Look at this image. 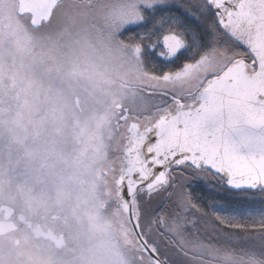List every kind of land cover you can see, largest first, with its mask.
Instances as JSON below:
<instances>
[{
    "label": "snow or ice",
    "instance_id": "obj_1",
    "mask_svg": "<svg viewBox=\"0 0 264 264\" xmlns=\"http://www.w3.org/2000/svg\"><path fill=\"white\" fill-rule=\"evenodd\" d=\"M17 7L9 42L59 85L21 90L98 135L82 230L0 223V264H264V0Z\"/></svg>",
    "mask_w": 264,
    "mask_h": 264
},
{
    "label": "flooded vegetation",
    "instance_id": "obj_2",
    "mask_svg": "<svg viewBox=\"0 0 264 264\" xmlns=\"http://www.w3.org/2000/svg\"><path fill=\"white\" fill-rule=\"evenodd\" d=\"M58 105L64 110L63 119L58 122L62 126L49 129L53 134L43 137L44 144L38 141L36 135L35 142L32 140L23 147L28 149V159L22 161V164L26 163L27 168L36 175L34 183L0 185V206L6 204L13 208L8 218L16 223L18 236L28 234L20 217H24L33 227L51 229L64 235L66 240L68 234L63 223L65 218L70 225L71 235L82 230L79 217L87 199V182L94 166V147L98 133L90 122L89 114L80 111V106L75 102L72 111L63 108L62 101ZM37 201L47 202L48 215L59 216L61 219L45 221L33 211ZM1 219H5L4 209H0ZM0 235L7 238L11 234Z\"/></svg>",
    "mask_w": 264,
    "mask_h": 264
},
{
    "label": "rangeland",
    "instance_id": "obj_3",
    "mask_svg": "<svg viewBox=\"0 0 264 264\" xmlns=\"http://www.w3.org/2000/svg\"><path fill=\"white\" fill-rule=\"evenodd\" d=\"M12 3L13 0H0V52L4 49L3 44L4 42H6V38L3 37H5L7 34L9 35L10 33H15L17 30V25L19 23V15L16 11L17 4L13 5ZM9 28L10 31H7ZM11 29L13 31H11ZM20 54L23 58L17 60L21 62L18 63V65L14 63L16 65L17 70V75L14 76H11L10 68L6 67L5 62H3L4 60H2L0 57V94L3 92V86H1V79H3L4 76H8L9 81H11V83L9 84V88L12 89L14 92V94L12 95V97L14 98L12 99L13 101H15L12 104L13 106L11 107L17 108L12 112V108L10 107V110L8 111V114H10L12 117L9 119H15V121L12 120V122H14L13 124H16V127L14 130H11V132L13 131V133H5L9 131V128L11 126H8L7 123H5L8 116V114H6V108L8 109L9 105L6 106L1 98L0 139L2 140L3 138L4 140H7V143L2 145V148L0 149V172L2 174V176L0 175V177L4 176V178H0V185L7 183V181L9 180V173H11L14 178L8 184L19 185L22 183H26L23 181L20 182V179L16 177L20 174H27V170H23V172H21L20 164H22V161H24L25 159H28V149L26 147L25 150L23 147L26 146V143H29L32 140L33 142H35V138L37 136L39 138V142L44 143V135H39L40 133H43L42 121L46 120L44 118L46 117V114L50 117L54 115L56 110H58V104L60 102L54 96L50 97L49 100H45L43 95H41L40 102L33 106L32 93L29 92L26 96L25 92L21 90L22 81L31 79L37 83L43 84L45 88H48V86L46 87V85L43 83L42 78H40V75L44 76L46 74L43 72L39 73L41 71L39 67L34 63V61L32 62L31 66L24 64L22 60L25 56L22 53ZM51 88L53 87L51 86ZM16 97L18 98V101L16 100ZM26 100L27 103H25ZM46 107L47 109H50L48 113H46L45 111ZM39 117H41V119H39ZM14 150H16V152H14ZM33 168L34 167H32V169ZM29 171V173L31 174V178H28V181L31 182L34 179V175L31 169Z\"/></svg>",
    "mask_w": 264,
    "mask_h": 264
},
{
    "label": "trees",
    "instance_id": "obj_4",
    "mask_svg": "<svg viewBox=\"0 0 264 264\" xmlns=\"http://www.w3.org/2000/svg\"><path fill=\"white\" fill-rule=\"evenodd\" d=\"M13 5L17 4V0H13ZM10 5V4H9ZM7 9V8H6ZM8 10V9H7ZM7 31H10V28L7 30ZM11 31H13L11 29ZM8 34L3 37V38H6V42H4V49L0 52V57L2 60H4L3 62H5L6 64V67H9L10 70L9 72L11 73V76H14V75H17V70H16V65H18V63H21L20 61H17V60H20L22 59L23 57H21V51L17 45L16 42H9L8 40ZM13 60V61H12ZM22 62L24 64H27V65H32V58L30 57H27L25 56L24 59L22 60ZM15 63V64H14ZM39 73H42V72H39ZM40 78H42V81L43 83L46 85V87L48 86L49 87H53V88H57L59 87L58 84H53L47 77V75H40ZM1 86H3V92L0 94V100L2 98L4 104L7 106L9 105L8 109L6 108V114H8V111L10 110V107L13 106L12 104L15 102L13 101L12 98V95L14 94L13 90L9 88V84L11 83V81H9V78L8 76H4L3 79H1ZM12 99V101H11ZM16 100L18 101V98L16 97ZM51 105V104H49ZM52 105H55V104H52ZM12 108V107H11ZM17 108L16 107H13L12 108V112L14 110H16ZM46 113H48L50 111V109L46 107ZM63 114H64V110L60 109V107H58V110H56V112L54 113V115L52 117H50L49 115L46 114V117H44L46 120L42 121V124H43V133H40L39 135H51L53 134L52 132H50L51 128H58V127H61L62 125L60 123H58L59 121H61L63 119ZM42 117V115H41ZM41 117H39V119H41ZM9 118H12L10 114H8L7 116V120L5 123H7L8 126H10L9 128V131L5 132V133H13V131L11 132V130L15 129L16 127V124H13L14 122H12V120L15 121V119H9ZM50 129V130H49ZM55 134V133H54ZM12 135V134H11ZM37 135V133H36ZM39 141V139H38ZM43 142V141H42ZM7 143V140H4L2 138V140L0 139V149L2 148V145L6 144ZM45 143V141H44ZM44 143H41V144H44ZM27 144V143H26ZM15 149V147H14ZM14 152H16V150H14ZM21 165V172H23V170H27V174L26 175H18L16 177H18L20 179V182L23 181V182H26V183H34L35 179H33V181H28V178H31V174L29 173V169H27L28 165L26 163H23V164H20ZM0 175L2 176L1 172H0ZM34 177L36 176L35 174H33ZM32 175V176H33ZM8 177H9V180L7 181V183H9L14 177L12 176L11 173L8 174ZM0 178H4L3 177H0Z\"/></svg>",
    "mask_w": 264,
    "mask_h": 264
},
{
    "label": "water",
    "instance_id": "obj_5",
    "mask_svg": "<svg viewBox=\"0 0 264 264\" xmlns=\"http://www.w3.org/2000/svg\"><path fill=\"white\" fill-rule=\"evenodd\" d=\"M16 11H17V13L19 12L18 7H16ZM0 209H4L5 210V219H1L0 223H3V224H9L10 223V224H14L17 227L16 223L13 220H10L8 218V217H10L13 208L11 206H9V205L2 204L0 206Z\"/></svg>",
    "mask_w": 264,
    "mask_h": 264
}]
</instances>
